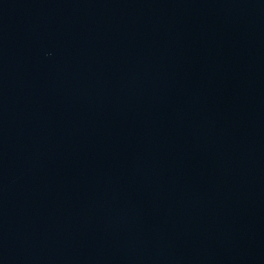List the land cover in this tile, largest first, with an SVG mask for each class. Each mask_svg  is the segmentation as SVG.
Instances as JSON below:
<instances>
[{
	"label": "water",
	"instance_id": "1",
	"mask_svg": "<svg viewBox=\"0 0 264 264\" xmlns=\"http://www.w3.org/2000/svg\"><path fill=\"white\" fill-rule=\"evenodd\" d=\"M0 264H264V0H0Z\"/></svg>",
	"mask_w": 264,
	"mask_h": 264
}]
</instances>
